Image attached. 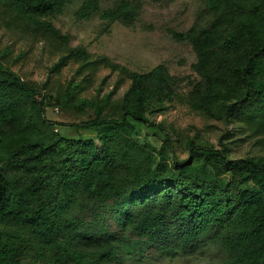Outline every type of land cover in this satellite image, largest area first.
<instances>
[{
  "label": "trees",
  "instance_id": "1",
  "mask_svg": "<svg viewBox=\"0 0 264 264\" xmlns=\"http://www.w3.org/2000/svg\"><path fill=\"white\" fill-rule=\"evenodd\" d=\"M11 1L29 17L61 3ZM206 5L235 21L218 38L213 28L203 38L195 29L187 34L199 49L205 76L193 106L225 119L264 113V0H206ZM212 53L208 66L204 59ZM129 77L119 116H105L98 107L92 118L67 123L47 118L45 96L0 65V93L12 92L4 98L16 111L9 114L0 105V264H116L150 252L174 256L196 245L192 238L202 231L203 218L250 239L229 264H264V153L229 157L224 149L191 145L192 154L229 173L219 187L185 161H176L179 172L169 175L140 167L135 153L148 152L127 137L128 117L163 130L149 120L148 108L169 99L174 89L161 65ZM22 97L40 124L96 128L97 137L47 138L20 114ZM9 121L16 135L6 142ZM121 175L128 177L127 190Z\"/></svg>",
  "mask_w": 264,
  "mask_h": 264
},
{
  "label": "rangeland",
  "instance_id": "2",
  "mask_svg": "<svg viewBox=\"0 0 264 264\" xmlns=\"http://www.w3.org/2000/svg\"><path fill=\"white\" fill-rule=\"evenodd\" d=\"M60 1L31 18L19 12L11 0H0V65L45 96L47 118L79 122L92 118L98 107L103 115L117 117L131 82L129 73L161 65L174 92L148 108L149 120L160 123L163 130L128 117L127 137L148 152L135 153L133 162L169 175L179 172L176 161H185L187 167L198 165L199 173L219 187L227 183L229 173L192 154L191 145L224 149L229 157L264 153V113L215 118L192 104L205 87V76L199 49L187 34L195 29L203 38L204 30L213 28L218 38L234 23L233 18L222 19L207 7L206 0ZM60 59L63 62L53 68ZM212 59L213 53L204 60L209 66ZM7 93L4 97L12 92ZM66 93L72 95L68 100ZM4 97L0 93V105L8 107L10 100ZM24 99L20 100V114L28 115L47 138L97 137L96 128L40 124L29 100ZM6 112L16 113L9 107ZM12 121L6 125V142L16 135ZM120 180L127 190L128 177L121 175ZM247 188H252L251 183ZM214 223L203 218L202 231L192 238L196 245L177 255L136 254L116 264H229L249 247L250 239ZM31 263L47 264L41 260Z\"/></svg>",
  "mask_w": 264,
  "mask_h": 264
}]
</instances>
